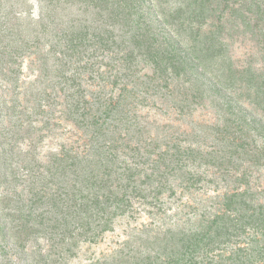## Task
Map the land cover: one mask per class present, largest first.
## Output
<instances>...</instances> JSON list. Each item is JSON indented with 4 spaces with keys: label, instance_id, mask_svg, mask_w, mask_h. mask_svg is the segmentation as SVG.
<instances>
[{
    "label": "trees",
    "instance_id": "16d2710c",
    "mask_svg": "<svg viewBox=\"0 0 264 264\" xmlns=\"http://www.w3.org/2000/svg\"><path fill=\"white\" fill-rule=\"evenodd\" d=\"M38 2L35 18L31 0H0V235L15 255L34 245L33 263L62 264L64 254L75 257L81 243H98L117 220L132 217L135 204L161 212L165 194L176 196L173 183L190 190L204 182L191 171L201 152L180 143L163 149L144 137L140 91L158 94L179 81L190 85L186 100L204 99L208 71L233 66L224 34L240 29L264 45V0ZM26 61L36 75L22 82ZM145 66L152 70L146 82ZM238 73L250 83L261 77L264 95L263 74ZM211 92L221 89L215 83ZM225 106L229 115L243 109ZM233 123L253 125L264 139L258 119ZM66 134L73 136L58 150L41 152ZM247 146L233 154L239 148L264 160V145ZM237 180L246 187L225 193L221 212L195 229L168 231L156 238L158 255L131 264H264V204L246 176Z\"/></svg>",
    "mask_w": 264,
    "mask_h": 264
},
{
    "label": "rangeland",
    "instance_id": "374dc122",
    "mask_svg": "<svg viewBox=\"0 0 264 264\" xmlns=\"http://www.w3.org/2000/svg\"><path fill=\"white\" fill-rule=\"evenodd\" d=\"M31 3L35 18H39L40 3L38 0H31ZM215 23L217 25L216 21ZM224 37L228 45V63L233 66L226 71L219 63L212 71H208L212 81L206 82L204 86V99L194 100L190 97L186 100L185 95L190 93V85L183 87V82L179 85V81H174L169 90H161L158 94L145 93L142 89L139 99L146 98L147 102L145 106L144 103L140 104L137 111L139 122L146 127L144 137L147 139H155L163 149L167 145L180 143L184 148L191 147L205 156L191 167V171L203 176L204 182L190 190H184L180 186L181 182L173 183L176 196L170 198L169 193L165 194L161 212L135 204L137 212L132 217L128 215L117 220L115 230L101 237L98 243H81L75 250V257L69 253L64 254L65 260L62 264H131L147 256L154 257L160 252L156 238H162L170 230L195 229L199 227L201 220L221 212L225 193L237 188L245 189L246 186H240L237 180L243 175L249 180L252 193L257 195L256 202L264 204V160L256 162L254 156L239 152V148L238 154H233V149L245 141L250 144L247 146L249 150H252L263 146L264 139L258 136L253 125H245L242 129L237 124H232L233 120L241 121L242 118L247 121L256 118L264 124V95L259 93L261 77L258 82L250 83L244 80L246 77L240 78L238 75V72L250 67L258 75H264V45L252 34L240 29L228 31ZM23 68L22 82L35 78L36 74L29 70L28 61ZM140 69V77L145 82L148 81L145 75L152 74L151 68L145 66ZM87 81L91 85V80ZM215 83L221 89L217 97L211 92ZM2 95L4 93L0 91V99ZM21 98L23 100V96ZM225 103L243 109L235 108L233 113L236 115H229L224 110ZM0 105V113L4 114V105ZM227 126L233 128L227 131ZM72 136L66 134L58 140L55 137L50 138L41 152L46 154L58 150L59 142H68L66 137ZM134 142L137 143L136 140ZM120 156L121 160L131 162L129 156ZM153 158L156 159V156ZM150 166L152 167L151 164ZM145 169L147 173H151L148 167ZM0 238L5 248L4 252L0 249V264H35L32 261L34 245L26 252L15 255L9 240L4 235H0ZM40 243L45 249L50 246L46 240ZM38 247L35 245V248ZM13 254L14 257H11Z\"/></svg>",
    "mask_w": 264,
    "mask_h": 264
}]
</instances>
